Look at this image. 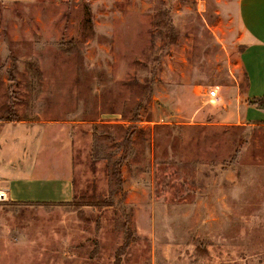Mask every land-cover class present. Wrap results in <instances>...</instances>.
Here are the masks:
<instances>
[{
  "label": "rangeland",
  "instance_id": "1",
  "mask_svg": "<svg viewBox=\"0 0 264 264\" xmlns=\"http://www.w3.org/2000/svg\"><path fill=\"white\" fill-rule=\"evenodd\" d=\"M236 3L0 0V118H18L0 136L42 126L39 160L54 175L70 149L72 184L49 204L8 188L0 264H264V123L245 108Z\"/></svg>",
  "mask_w": 264,
  "mask_h": 264
},
{
  "label": "crops",
  "instance_id": "2",
  "mask_svg": "<svg viewBox=\"0 0 264 264\" xmlns=\"http://www.w3.org/2000/svg\"><path fill=\"white\" fill-rule=\"evenodd\" d=\"M236 11L241 28L239 41L243 46L239 63L246 81L244 101L250 102L264 98V0H237ZM245 108L258 110L262 120L259 122L264 123V107L248 104ZM235 120L247 121L241 112ZM33 126H24L25 130L16 141L12 136L7 139L0 136V183L7 192V201H16L8 189L13 184L27 190V200L21 201L24 203L69 201L72 197L70 149L65 147L64 151L55 153L54 162L58 165L53 175L51 169H47V161L39 160V156L48 151V144L41 137L43 128L37 124ZM10 145L3 154L2 147Z\"/></svg>",
  "mask_w": 264,
  "mask_h": 264
},
{
  "label": "trees",
  "instance_id": "3",
  "mask_svg": "<svg viewBox=\"0 0 264 264\" xmlns=\"http://www.w3.org/2000/svg\"><path fill=\"white\" fill-rule=\"evenodd\" d=\"M249 105L264 107V98H260V99H256V100L250 101ZM11 110L12 109L10 108L8 110V113L6 114V116H3V117L0 118V122H17L18 118L15 115V113L13 111H11ZM121 146H122L121 156L119 157V160L115 163V165L113 167L114 170H115L113 172V174L116 177H118V175H119V168L126 161V153H128V151L130 149V139L129 138H124Z\"/></svg>",
  "mask_w": 264,
  "mask_h": 264
},
{
  "label": "built area",
  "instance_id": "4",
  "mask_svg": "<svg viewBox=\"0 0 264 264\" xmlns=\"http://www.w3.org/2000/svg\"><path fill=\"white\" fill-rule=\"evenodd\" d=\"M218 96V88H213L209 93H208V97L210 99H214L217 98ZM7 192L5 189L0 187V203L2 202H6L7 201Z\"/></svg>",
  "mask_w": 264,
  "mask_h": 264
}]
</instances>
